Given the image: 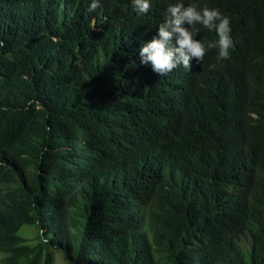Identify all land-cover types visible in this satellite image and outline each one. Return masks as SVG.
I'll list each match as a JSON object with an SVG mask.
<instances>
[{"label":"trees","instance_id":"1","mask_svg":"<svg viewBox=\"0 0 264 264\" xmlns=\"http://www.w3.org/2000/svg\"><path fill=\"white\" fill-rule=\"evenodd\" d=\"M90 3L0 0V264H264V0ZM177 3L228 60L140 63Z\"/></svg>","mask_w":264,"mask_h":264},{"label":"clouds","instance_id":"2","mask_svg":"<svg viewBox=\"0 0 264 264\" xmlns=\"http://www.w3.org/2000/svg\"><path fill=\"white\" fill-rule=\"evenodd\" d=\"M100 6V0H91L87 11L95 12ZM132 8L138 16L146 15L151 10L150 0H132ZM166 13L165 20L158 25L157 35L139 49L141 64H150L152 70L162 77L180 66L190 70L193 59L201 63L206 55V46L194 38L193 29L196 25L216 33L218 39L208 41L207 49L218 50V62L230 58L229 50L234 46L230 19L218 9L207 6L201 9L195 4L185 6L177 3L169 6ZM195 31L198 32V29ZM2 46L3 42L0 41ZM215 67V64L209 65L210 70Z\"/></svg>","mask_w":264,"mask_h":264},{"label":"rangeland","instance_id":"3","mask_svg":"<svg viewBox=\"0 0 264 264\" xmlns=\"http://www.w3.org/2000/svg\"><path fill=\"white\" fill-rule=\"evenodd\" d=\"M18 235L24 239H34L36 236V229H34L32 226H23L20 231L18 232ZM246 240H244L245 243ZM34 241L29 240L27 242L28 245H32ZM2 255L0 254V261L2 259ZM54 264H63L62 257L59 253H54Z\"/></svg>","mask_w":264,"mask_h":264}]
</instances>
